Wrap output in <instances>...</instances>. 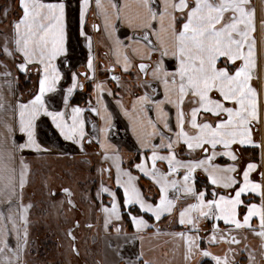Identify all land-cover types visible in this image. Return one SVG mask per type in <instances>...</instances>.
I'll list each match as a JSON object with an SVG mask.
<instances>
[{"label":"snow or ice","instance_id":"6c2138e0","mask_svg":"<svg viewBox=\"0 0 264 264\" xmlns=\"http://www.w3.org/2000/svg\"><path fill=\"white\" fill-rule=\"evenodd\" d=\"M95 2L104 14L105 28L118 52L130 45H125L115 35L117 29L113 20L122 21L133 32L140 33L131 39L136 45L143 44V48H133L134 52L143 53L142 60L151 61L152 54L159 53V59L154 64L140 63L138 69L145 77L150 74L152 80L163 85L164 98L156 101L145 94L138 98V102L152 104L157 109V122L150 123L154 129L157 124L162 125L161 131L153 133L159 135L160 143L151 145V156L136 164L135 168L159 186L160 197L158 203H149L137 186L138 177L131 171H124L118 158L105 155L106 160L113 159L115 163L116 184L123 189V204L129 208L138 206L139 211L150 213L159 221L173 213L181 198L195 201L179 211L178 223L187 230L175 234L185 244V260L190 264L199 255L211 257L215 264H237L236 252L231 247L223 256L201 248L199 223L204 220L213 223L207 237L209 245L221 242L239 245L241 241L234 233L240 230H248L264 240V142L257 143L253 137L257 125L264 124V92L253 86V80L258 78V49L254 35L257 30L255 9L250 6L251 0H137V11L132 14L125 11L129 7L127 3L121 7L114 0H108V7L113 10L109 12L102 0ZM90 3L91 0H82L81 25ZM68 7L65 0L53 3L20 0L23 14L13 25L12 37L6 38L0 46V51L16 63L19 72L27 75L30 66L38 65L36 71L41 76L38 94L27 103L16 106L17 126L5 125L13 151L0 153V169L8 173L5 189L11 193H15L17 186L14 182L17 170L11 167L15 160L14 152L47 151L37 140V122L41 117L50 118L64 140L83 147L85 109L73 107L69 121L65 111L50 109L46 102L47 94L62 91L58 85L64 73L57 61L64 64L72 58L73 49L66 22ZM80 34L91 50V37L83 30ZM123 60L124 71L127 72L130 61L126 55ZM166 60L173 62L171 69L167 67ZM4 67L7 68V65ZM64 67L71 71L69 65L64 64ZM87 67L93 69L91 59ZM4 75L9 76L11 72L6 71ZM79 75L71 73L73 82L63 97L65 109L68 98L78 87H82ZM112 79L119 80L116 76ZM144 86L151 88L153 94L158 92L151 84ZM96 87L102 89L103 85ZM185 104L190 107L187 113ZM165 105L175 109V130ZM17 133L26 138L23 143L16 141ZM180 145L189 153L200 152L203 158L178 159L176 149ZM249 147L260 151L261 162H249L241 171L236 163L239 150ZM161 149L168 154L160 155ZM218 157H227L233 163L222 167L214 162ZM158 162L167 163L166 172L157 167ZM198 171L206 175L211 191L197 189ZM253 173L260 176L259 181L253 178ZM27 174L28 165L21 157L18 172V187L21 190L27 182ZM217 189L228 191L221 194ZM64 191L71 195L69 189ZM101 193H107L112 198L110 207H102L107 228L112 220L122 219L121 205L116 193L109 188L102 186L97 195ZM253 198H258V202H254ZM30 207L22 204L19 207L24 226L22 236L15 215L5 217L11 222V229L7 223L0 225V235H7L12 230L17 232L18 239L23 240L20 248L27 247V213ZM129 216L137 232L149 227L143 216L131 213ZM221 221L227 230L220 228ZM257 221L258 224L255 223ZM0 243L3 244L0 252L8 249L6 239ZM12 251L18 260V251ZM244 251L248 252L249 264H256V254L247 248ZM260 255L264 257V247ZM5 264H12V260L6 258ZM142 264L149 262L142 261Z\"/></svg>","mask_w":264,"mask_h":264},{"label":"crops","instance_id":"0c3cea01","mask_svg":"<svg viewBox=\"0 0 264 264\" xmlns=\"http://www.w3.org/2000/svg\"><path fill=\"white\" fill-rule=\"evenodd\" d=\"M44 3L59 2V0H43ZM69 6L67 9V30L69 34V42L73 49L72 58L70 61H64V64L70 66L71 71H68L57 61V64L61 67V71L64 73V78L60 81L58 87L62 90L57 93H49L46 96V102H48L50 109L59 111H65L66 118L70 121L71 109L73 107H79L85 109L83 118L85 121V139L83 147L81 145L73 143L72 141L64 140L60 135L58 129L52 124L51 119L48 117H41L37 122V140L42 149L47 151H35L25 150L22 153L14 152L15 160L12 161L11 167L17 170V176L15 179L16 191L11 193L5 189L7 183L8 173L0 169V225L4 223L8 224V228L11 229L12 225L10 221H6L5 217L9 214L16 216L17 226L21 228L20 235L22 236L23 224L20 220L19 207L25 206V186L21 190L18 187V172L20 169V159L23 157L24 163L28 165V172L38 170L39 162H50L56 159L62 160L69 158V155H79L82 160H87L88 163L92 162V159L96 160V168L91 170V173L98 176L99 182H96V188L101 191V187H107L111 191L115 192L117 199L120 201L121 207L124 206L125 212L129 218L132 230H126L128 233L125 235L130 238V241L137 242L136 247L138 252L144 259L156 264H189L185 260L186 247L176 233L186 231V227L178 223L179 211L187 206L188 203L195 202L193 200H184L181 198L177 201L176 208L171 215L163 216L159 221H156L150 213H143L139 211L138 206H135L140 215L134 214L130 211V208L123 204V189L119 188L116 184V166L113 159H105V155L109 157H116L120 161L121 168L124 171H131L132 174L138 177L137 186L143 192L139 177L142 176L151 182L159 191V196L156 202L149 200L144 192L145 198L149 203H158L160 197L159 186L156 185L151 179L144 176L139 172L135 165L142 163L146 157L151 156V145L159 144L158 133L162 130V125L157 124V128L152 127V123L157 122V109L152 104L142 105L138 102V98L149 95L153 100L159 101L164 98L163 85L152 80L151 75L145 77L139 72L138 65L140 63H152L154 64L159 59V53L152 54L151 61L142 60L141 55L143 53H136L133 48H143V44L136 45L131 39L133 36H138L140 33L133 32L126 23L122 21L113 20L112 23L116 26L115 35L119 37L125 45L130 47L121 48L119 52L116 49L113 39L109 35V31L105 28V17L101 9L96 7L95 0H91L90 7L84 16L83 25H81L80 13L82 9V0H65ZM105 7H108V0H102ZM115 3L123 7L126 3L129 5L125 11L128 14H132L137 11V0H114ZM19 16L14 23L22 16V9L20 8V0H17ZM252 8L255 9L256 19V33L255 39L257 41L258 49V63H257V79L253 80V86L258 91L264 92V27L261 24L264 23V0H251ZM108 11L113 10L108 7ZM13 23V25H14ZM98 26V30H97ZM81 30L91 37L92 45L89 50L84 37L80 34ZM13 35V28H12ZM128 57L130 63L128 71H124L125 63L124 56ZM63 59V58H61ZM91 59L93 63V69L87 67L88 60ZM167 67L171 69L173 62L171 60L165 61ZM37 66H30L29 72H35L33 83H29L25 86L20 80L22 73L17 70L11 72V75L5 76L4 73H0V153L7 151H13L11 146V138L9 132L5 127L6 124L11 125L13 128L17 126V112L16 106L19 103H27L31 100L35 94L39 92V80L41 78L40 73L36 71ZM115 67L121 74V79L111 80L107 76L108 69ZM71 73L88 75H79V83L82 87H78L68 98V107L64 108L63 97L66 96V89L71 86L72 79ZM151 84L158 89L156 94L152 93V89L145 87V84ZM97 85H103L102 89H97ZM77 93H85V103H74L73 99ZM165 110L169 111L172 119L170 123L175 130V109L170 105H165ZM96 109V111H91ZM187 113L190 110L189 105L185 104L184 108ZM150 121L152 123H150ZM191 131V129H188ZM254 140L257 143L264 142V124L257 125V128L253 132ZM15 139L18 143H23L26 139L21 134L17 133ZM88 141H91L89 143ZM143 145V146H142ZM177 158L181 160L198 159L203 158L200 152L189 153L187 149L180 145L176 149ZM160 155H167V151L161 149ZM75 156V155H74ZM70 159V158H69ZM73 159V158H72ZM216 164L226 167L233 162L227 157H218L215 161ZM249 162H261V153L258 149L253 148H240L239 160L236 162L239 169L242 171ZM157 167L162 171H167L166 162H158ZM110 170V171H109ZM253 178L257 181L260 180V176L257 173H253ZM197 176L207 180L206 175L202 171H198ZM208 182V181H207ZM204 190V189H202ZM35 190H31L34 193ZM218 192L224 194L228 190L217 189ZM171 195V193H170ZM100 207L111 206L112 198L107 193H101L99 195ZM97 198H95L96 201ZM254 202H258V198H253ZM8 201H11L9 204ZM98 203V201H97ZM99 207V208H100ZM98 211V210H97ZM243 214V209H241ZM121 213L123 211L121 210ZM143 216L147 214L152 218L149 221L145 216L143 218L148 222L149 227L137 232L134 225L130 220V216ZM123 219V218H122ZM121 220H112L110 223H121ZM94 225V229L100 230L105 222V214L101 210L100 216L96 217L95 222L91 221ZM258 224V221L255 222ZM221 229L227 230L223 222H219ZM213 227L212 221L204 220L199 223L201 236V248L211 251L214 255L223 256L228 253L229 248H233L236 252L235 260L237 264H249L248 252L244 251L245 248L256 254L257 258H262L260 255L262 247H264V240H261L258 236L254 235L248 230H240L237 238L240 239L239 245H229L226 242L218 244H208L207 237L210 235V229ZM158 230V231H157ZM97 235V234H96ZM99 235H97L98 237ZM7 240L8 249L0 252V264H5L6 258L12 260V264H25V248L19 246L23 244L22 239H18V234L15 230L7 233V235H0V241ZM156 240L157 243L154 244ZM94 243V240H93ZM0 247L3 244L0 243ZM12 250H17L19 259L13 255ZM158 250H164L167 255L160 262L149 256L150 252H156ZM33 251V250H32ZM140 264H142L140 262ZM190 264H215L211 257H201L197 255L191 260ZM256 264H259L256 261Z\"/></svg>","mask_w":264,"mask_h":264},{"label":"rangeland","instance_id":"374dc122","mask_svg":"<svg viewBox=\"0 0 264 264\" xmlns=\"http://www.w3.org/2000/svg\"><path fill=\"white\" fill-rule=\"evenodd\" d=\"M18 16L17 0H0V46L6 38L12 37L13 23ZM15 68L16 63L0 51V73L14 72ZM23 75V79L18 76L20 80L29 83H33L36 76L32 71ZM74 155L63 161H40L38 170L31 169L27 174L25 206L31 207L27 213L25 264H129L130 261L140 264L147 261L139 254L137 242L131 244L125 235L128 232L123 221L109 224L107 228L104 222V228L100 227L96 233L91 221L95 222L100 216L102 207L97 195L99 189L95 186L99 178L91 170L97 163L94 159L88 163ZM65 189H69L71 195ZM117 228L121 231L117 232ZM148 255L160 262L167 253L158 250ZM256 261L264 264V257Z\"/></svg>","mask_w":264,"mask_h":264},{"label":"trees","instance_id":"16d2710c","mask_svg":"<svg viewBox=\"0 0 264 264\" xmlns=\"http://www.w3.org/2000/svg\"><path fill=\"white\" fill-rule=\"evenodd\" d=\"M25 76L23 74H21V78L23 79ZM23 82V81H22ZM23 84L25 86L29 85V82H23ZM86 101V96L85 93H77L76 96L73 99L74 103H85ZM139 183L140 186L145 194V196L153 201L156 202L159 196V191L158 189L151 183L149 182L147 179H145L144 177L140 176L139 177ZM196 187L198 190H202V189H208L209 191H211V186L209 185V183L207 182V180L203 179L202 177L198 176V181L196 184ZM121 210L123 211L122 213V221L125 225V227L127 228V230L131 231L132 227L128 218V214L127 212H125V208L124 206L121 207ZM130 211L134 214L140 215L141 212H139L136 208H130ZM143 216H145L149 221H152V218L150 216H148L147 214H142Z\"/></svg>","mask_w":264,"mask_h":264},{"label":"built area","instance_id":"2783aa9c","mask_svg":"<svg viewBox=\"0 0 264 264\" xmlns=\"http://www.w3.org/2000/svg\"><path fill=\"white\" fill-rule=\"evenodd\" d=\"M113 69H114V71H113ZM107 76H108V78H110L111 80H113V79H112L113 76L118 77L119 80H120L121 77H122L121 74L116 70L115 67H110V68L108 69Z\"/></svg>","mask_w":264,"mask_h":264}]
</instances>
